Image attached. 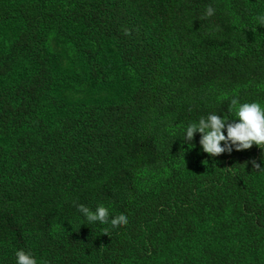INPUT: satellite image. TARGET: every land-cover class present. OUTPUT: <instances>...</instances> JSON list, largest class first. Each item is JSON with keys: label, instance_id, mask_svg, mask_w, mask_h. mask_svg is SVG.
<instances>
[{"label": "trees", "instance_id": "16d2710c", "mask_svg": "<svg viewBox=\"0 0 264 264\" xmlns=\"http://www.w3.org/2000/svg\"><path fill=\"white\" fill-rule=\"evenodd\" d=\"M2 2L0 22L6 19ZM231 3L236 14H249L247 0ZM28 4L22 11V31L0 43V264H16L18 250L31 253L37 264L45 254L51 257L49 253L58 262L67 259V264H115L100 237L89 253L94 260H86L90 251L80 233L87 219L77 205L93 212L98 206L128 207L137 172L161 161L158 142L169 123L188 126L209 114L233 123L231 99L264 104V56L258 58L264 50V26L254 16L244 20L247 38L255 41L246 50L249 41L217 0H108L109 10L98 13L97 20L109 37L118 34L124 41L127 58L137 50L133 65L141 84L119 103L80 108L54 95L59 76L46 60L37 30L42 22L38 9L50 0ZM209 5L215 14L202 18ZM131 15L174 38L164 48L174 65H190L164 80L163 97H157L162 79L153 77L157 53ZM125 29L131 34L125 35ZM206 89L216 94L209 97ZM192 90L198 94L179 99ZM149 95L157 101L151 103ZM184 135L182 131L178 137L190 147L201 136L194 133L189 144ZM251 160L264 168V151L256 146L247 155L223 157L222 163L207 161L218 175L212 187L183 191L156 207L139 205V214L145 215L131 224L135 264L158 258L159 243L167 247L180 241L178 230L157 243L152 232L158 222L172 225L179 220V229L190 228L181 242L185 253L178 259L176 254L162 256L158 264H264V189L253 175ZM222 209L227 214L213 227L211 219ZM189 212L193 221L186 219Z\"/></svg>", "mask_w": 264, "mask_h": 264}, {"label": "rangeland", "instance_id": "374dc122", "mask_svg": "<svg viewBox=\"0 0 264 264\" xmlns=\"http://www.w3.org/2000/svg\"><path fill=\"white\" fill-rule=\"evenodd\" d=\"M6 19L0 22V43H7L15 38L16 34L23 29L24 20H22V11L25 12L29 7L28 3L33 0H2ZM222 9L228 14L231 24L238 32H243L242 37L249 41L246 50H250L254 45V39L246 35L243 30L244 20L251 17H259L264 15V0H247L250 12L248 15H239L233 11L231 0H217ZM55 2V3H54ZM108 0H50V4L38 9V13L42 16V22L38 25V33L40 40L46 47V60L51 62L55 73L59 76L54 90V95L59 96L67 105H78L80 108L90 106H108L119 103L129 98L140 87V79L133 62L137 58V50L128 54L125 50L123 40L118 39V34L112 37L108 36V30H104L102 23L97 20L98 13L103 14L106 10ZM54 3V4H53ZM53 4V5H52ZM130 20L138 25H142V31L146 34V38L151 44L153 51L157 53L156 71L153 75L154 80L162 79L157 82V93L161 92L157 97H163V89H165V81L173 72L184 71L190 65L184 63L176 66L172 63L169 56H166L164 48L174 43V38L162 31H156L149 25H144L138 21L136 16L129 17ZM129 49H131L129 47ZM256 54V50L253 51ZM264 50L260 52L258 58L262 59ZM139 58V57H138ZM161 87V88H160ZM200 92V91H198ZM207 96L213 97L215 94L210 89L205 91ZM203 93V92H201ZM195 90L180 94L179 99L196 96ZM151 103L157 101L153 100ZM264 108V104H260ZM81 112V111H80ZM82 114H85L81 112ZM69 111L67 110V117ZM239 122L235 116V121ZM185 125L169 123L166 134L161 142H158V150L161 153V161L148 169H142L135 175L131 187L133 188L132 201L128 199V207L121 204L115 208L107 206L108 212H113V216L109 218L108 224H100L98 221L83 223L81 228V239L84 240L89 251L86 260L92 259L91 249L97 246V238L100 237L103 244L109 249L108 256H113L115 264H135L132 255V233L131 224L136 223L133 219L143 218L144 213L139 214V205H143V209L147 206L163 205L170 197L179 195L183 191H188L196 187L207 189L212 187L210 182L217 180V170L207 166V161H219L222 158L233 159L237 155H247L256 147L255 144L250 149L223 153L216 157H210L203 152L202 146H188L181 143L178 134L186 130ZM201 134V133H200ZM202 135V134H201ZM226 135V134H225ZM201 138V136H200ZM223 146V142H221ZM246 170V167H242ZM253 175L256 178L260 189H264V170L253 169ZM221 179L220 177L218 178ZM197 189V188H196ZM209 191V190H207ZM122 210L128 218V223L122 227L113 228L111 219L120 215ZM143 211V210H142ZM208 214V213H207ZM205 214V215H207ZM227 212L223 213V209L211 219L212 226L216 227V219L223 217ZM133 217V218H132ZM138 218V219H137ZM186 219L193 221V215L189 212ZM180 220L172 225L167 223H159L153 229L155 243L179 231L181 235L180 241L157 246L158 258L151 256L148 261H140L139 264H158L162 256L168 257L184 255L185 250L181 242L184 241V233L187 229H179ZM184 226L186 223L184 222ZM109 229V235H103V230ZM217 228V227H216ZM116 231H115V230ZM123 229V230H121ZM200 228L193 230L192 238H196L200 233ZM121 231L127 233L126 236ZM100 241V240H99ZM80 247V244H79ZM187 247V246H186ZM187 249V248H185ZM45 254L46 252H42ZM90 253V254H89ZM42 256V264H67L56 260L53 253ZM67 258V256H65ZM164 258L162 260H165ZM92 263V262H91Z\"/></svg>", "mask_w": 264, "mask_h": 264}, {"label": "clouds", "instance_id": "9594fccd", "mask_svg": "<svg viewBox=\"0 0 264 264\" xmlns=\"http://www.w3.org/2000/svg\"><path fill=\"white\" fill-rule=\"evenodd\" d=\"M215 14L212 6H207L205 15L202 18H208ZM257 25L264 26V15L256 18ZM125 35H130V31L125 29ZM231 109H235V114L239 122L228 123L222 116L209 114L206 118L201 117L198 123H191L186 127L184 142L189 143L193 140L194 133H201L199 144L203 152L210 157H216L223 153L250 149L253 144L264 151V108L257 102L240 104L238 98L230 101ZM237 105L238 108H237ZM226 128V135L224 130ZM223 142V146H221ZM252 168L264 170L255 160L249 161ZM78 211L86 217L89 223L99 222L100 224L109 223V212L104 206H98L95 212L88 207L80 204L77 205ZM113 228L126 225L128 218L120 214L110 221ZM103 235H109V229L103 230ZM16 264H37L36 259L31 253L18 250L15 253Z\"/></svg>", "mask_w": 264, "mask_h": 264}]
</instances>
